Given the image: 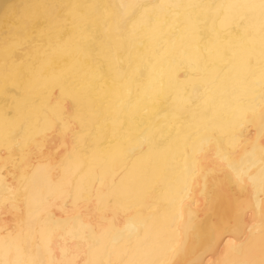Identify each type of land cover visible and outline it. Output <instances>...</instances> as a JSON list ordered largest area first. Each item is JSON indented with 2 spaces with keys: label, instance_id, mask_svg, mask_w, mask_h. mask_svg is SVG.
Returning <instances> with one entry per match:
<instances>
[{
  "label": "bare ground",
  "instance_id": "1",
  "mask_svg": "<svg viewBox=\"0 0 264 264\" xmlns=\"http://www.w3.org/2000/svg\"><path fill=\"white\" fill-rule=\"evenodd\" d=\"M0 264H264V0H0Z\"/></svg>",
  "mask_w": 264,
  "mask_h": 264
}]
</instances>
